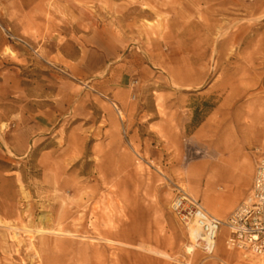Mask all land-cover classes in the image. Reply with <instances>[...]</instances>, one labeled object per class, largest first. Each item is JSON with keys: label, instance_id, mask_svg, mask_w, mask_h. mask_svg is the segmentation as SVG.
Instances as JSON below:
<instances>
[{"label": "rangeland", "instance_id": "rangeland-1", "mask_svg": "<svg viewBox=\"0 0 264 264\" xmlns=\"http://www.w3.org/2000/svg\"><path fill=\"white\" fill-rule=\"evenodd\" d=\"M263 152L264 0H0V264H261L171 201L225 221Z\"/></svg>", "mask_w": 264, "mask_h": 264}, {"label": "built area", "instance_id": "built-area-1", "mask_svg": "<svg viewBox=\"0 0 264 264\" xmlns=\"http://www.w3.org/2000/svg\"><path fill=\"white\" fill-rule=\"evenodd\" d=\"M8 34L18 42L26 43L11 32ZM115 107L117 108L116 104ZM119 113L122 118L121 111ZM254 172L249 195L225 221L211 215L199 198L190 195L183 188L175 190L171 201L172 210L184 224H195L200 228L202 241L197 246L203 251L213 253L218 235L226 229L225 244L228 250L264 261V152Z\"/></svg>", "mask_w": 264, "mask_h": 264}, {"label": "bare ground", "instance_id": "bare-ground-1", "mask_svg": "<svg viewBox=\"0 0 264 264\" xmlns=\"http://www.w3.org/2000/svg\"><path fill=\"white\" fill-rule=\"evenodd\" d=\"M233 203H234V199L230 198L227 205L229 206V205H231ZM13 229L15 230L13 238L15 239V241H17V245H20L21 242H22L21 239H20V231H19L18 228H15V227H13ZM43 231L46 233L49 230H46V231L45 230H40L39 232H43ZM189 231H190V238L193 241V243L191 245L187 246V252L188 253H193L195 251V245H193V244L197 245V243H200V241H202L201 240V235H200V228L197 225H195V224H191V226L189 227ZM55 233L59 234V232H55ZM218 244H219V241L217 240L216 241V246H218ZM210 250H211V248H210ZM262 263H264V262H261V264Z\"/></svg>", "mask_w": 264, "mask_h": 264}, {"label": "crops", "instance_id": "crops-1", "mask_svg": "<svg viewBox=\"0 0 264 264\" xmlns=\"http://www.w3.org/2000/svg\"><path fill=\"white\" fill-rule=\"evenodd\" d=\"M82 60H86V62L88 61V59H85V58H82ZM116 86V85H115ZM119 86H121V87H126L127 85H123V84H119ZM113 92H115V88H113ZM118 94L115 92V98H119V96H117ZM118 100V99H117ZM119 104H120V106H122V107H126V105H125V103L124 102H121V100H120V98H119ZM117 103V102H116Z\"/></svg>", "mask_w": 264, "mask_h": 264}]
</instances>
